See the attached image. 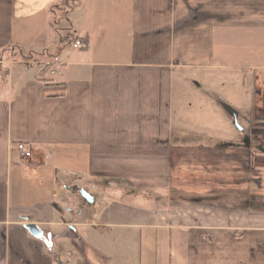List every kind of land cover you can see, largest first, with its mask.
I'll return each instance as SVG.
<instances>
[{
	"label": "crops",
	"instance_id": "obj_1",
	"mask_svg": "<svg viewBox=\"0 0 264 264\" xmlns=\"http://www.w3.org/2000/svg\"><path fill=\"white\" fill-rule=\"evenodd\" d=\"M2 65L0 264H264V0H0Z\"/></svg>",
	"mask_w": 264,
	"mask_h": 264
},
{
	"label": "rangeland",
	"instance_id": "obj_2",
	"mask_svg": "<svg viewBox=\"0 0 264 264\" xmlns=\"http://www.w3.org/2000/svg\"><path fill=\"white\" fill-rule=\"evenodd\" d=\"M72 38V36H71ZM71 38L69 40H71ZM17 66V65H15ZM2 69L4 68V65L1 66ZM56 76V75H53ZM0 80H2L0 78ZM264 127V126H263ZM31 159V158H30ZM58 246V247H57ZM57 250L54 249V251H59L61 253H64L65 255H61V262H55L54 264H109V260L106 259L102 255H97L93 252V249L87 247L85 250H80L79 248L71 249L68 246H63V244H57ZM49 257L52 258L53 254L48 253Z\"/></svg>",
	"mask_w": 264,
	"mask_h": 264
},
{
	"label": "trees",
	"instance_id": "obj_3",
	"mask_svg": "<svg viewBox=\"0 0 264 264\" xmlns=\"http://www.w3.org/2000/svg\"><path fill=\"white\" fill-rule=\"evenodd\" d=\"M52 71V64L48 63L39 67L38 76L43 81L45 85V93L49 97H61L66 92V87L63 84H60L50 77ZM0 76L3 82H6L8 71L7 69H2L0 66Z\"/></svg>",
	"mask_w": 264,
	"mask_h": 264
},
{
	"label": "built area",
	"instance_id": "obj_4",
	"mask_svg": "<svg viewBox=\"0 0 264 264\" xmlns=\"http://www.w3.org/2000/svg\"><path fill=\"white\" fill-rule=\"evenodd\" d=\"M86 43L82 40H75L72 44L74 49H83L86 48ZM60 73V67L58 65L52 64L51 75H56ZM15 151L19 158L21 159H30L34 156L32 148L25 142H18L15 145Z\"/></svg>",
	"mask_w": 264,
	"mask_h": 264
},
{
	"label": "water",
	"instance_id": "obj_5",
	"mask_svg": "<svg viewBox=\"0 0 264 264\" xmlns=\"http://www.w3.org/2000/svg\"><path fill=\"white\" fill-rule=\"evenodd\" d=\"M27 229L29 230V232L37 237V238H42V232L40 231V229L37 227V225L35 224H27Z\"/></svg>",
	"mask_w": 264,
	"mask_h": 264
}]
</instances>
